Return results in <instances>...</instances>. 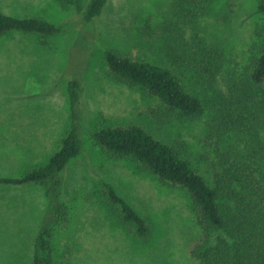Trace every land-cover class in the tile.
I'll return each mask as SVG.
<instances>
[{
    "label": "rangeland",
    "instance_id": "obj_1",
    "mask_svg": "<svg viewBox=\"0 0 264 264\" xmlns=\"http://www.w3.org/2000/svg\"><path fill=\"white\" fill-rule=\"evenodd\" d=\"M85 2L0 0V13L42 18L63 29L49 39V49L39 48L35 36L20 32L0 36V176H20L48 162L70 127L67 82L79 78L82 151L60 172L59 201L65 216L50 239L55 264H200L189 256L199 229L187 192L160 182L138 163L108 154L92 134L134 124L164 143H183L209 183L220 169L219 153L233 144L242 146V136L223 140L214 128L216 121L211 127L210 111L193 121L167 120L155 97L115 82L109 73L104 50L167 64L163 45L174 21L173 0H107L91 26L88 44L66 24L79 16ZM262 24L264 14L256 12L255 0H213L211 11L198 22L208 44L223 52L225 70L244 61ZM184 29L189 37L191 27ZM183 77L204 93L195 78L188 73ZM223 78L224 72L218 76L219 88ZM59 91L67 97V110L53 97ZM102 179L146 219L151 227L148 239H138L134 227H124L113 215ZM43 190L35 184L0 186V264H33L34 239L48 206Z\"/></svg>",
    "mask_w": 264,
    "mask_h": 264
},
{
    "label": "trees",
    "instance_id": "obj_2",
    "mask_svg": "<svg viewBox=\"0 0 264 264\" xmlns=\"http://www.w3.org/2000/svg\"><path fill=\"white\" fill-rule=\"evenodd\" d=\"M173 1L174 21L163 45L167 64L104 50L109 73L115 82L138 87L155 97L167 120L193 121L210 111L211 127L216 121L217 135L223 140L242 136V146L224 147L219 153L220 169L212 173L209 183L187 156L183 143H164L138 125L102 128L92 134L93 138L113 157L138 163L160 182L187 192L199 229V236L189 246V256L194 261L264 264V24L256 31L244 61L225 70L223 52L208 44L198 25L211 11L213 0ZM106 3L107 0H86L79 16L66 23L67 30L75 28L79 32L77 39L88 44L93 35L91 26ZM255 10L264 14V0H255ZM187 26L192 31L189 37L184 29ZM14 31L35 35L38 45L48 48L49 38L63 29L42 18L0 13V36ZM69 60H73L72 56ZM70 66L77 68L75 64ZM79 70L83 75L85 68ZM223 72V88H219L218 76ZM184 73L201 83L204 93L187 83ZM82 86L79 78L67 82L70 127L48 162L20 176H0L3 187L35 184L44 188L48 206L34 239L33 264H55L50 239L53 228L65 216L59 201L60 172L82 151ZM101 185L113 215L124 227H134L138 239H148L151 227L146 219L112 184L102 179Z\"/></svg>",
    "mask_w": 264,
    "mask_h": 264
},
{
    "label": "crops",
    "instance_id": "obj_3",
    "mask_svg": "<svg viewBox=\"0 0 264 264\" xmlns=\"http://www.w3.org/2000/svg\"><path fill=\"white\" fill-rule=\"evenodd\" d=\"M24 34V33H23ZM26 35H31V34H26ZM31 36H35V35H31ZM55 36V35H54ZM35 38L37 39V37L35 36ZM51 38V37H50ZM49 38V39H50ZM37 41V40H36ZM37 44V46L39 47V48H42V49H49V48H52L51 47V44H50V46L48 47V48H43V47H41L40 45H38V43H36ZM63 93V91H59V94H53V97H54V99L58 102V104L59 105H64L65 104V107H66V110H67V97H66V95L64 94H62ZM111 127V126H110ZM66 135V134H65ZM64 135V136H65ZM63 137V136H62ZM61 137V138H62ZM60 138V139H61ZM60 139L58 140V143H57V147H56V150L54 151V152H56L57 150H58V148H59V142H60ZM24 151H27L28 153H29V150H24ZM21 152H23V151H21ZM54 152H52V154L54 153ZM16 154H20V155H22L20 152H16ZM51 154V155H52ZM50 155V156H51ZM50 158V157H49ZM18 159V158H17ZM32 169H34V168H32ZM4 188H9V187H4Z\"/></svg>",
    "mask_w": 264,
    "mask_h": 264
}]
</instances>
